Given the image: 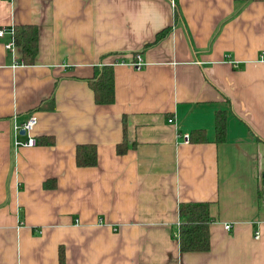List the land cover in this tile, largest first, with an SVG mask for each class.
Masks as SVG:
<instances>
[{
	"label": "crops",
	"instance_id": "obj_1",
	"mask_svg": "<svg viewBox=\"0 0 264 264\" xmlns=\"http://www.w3.org/2000/svg\"><path fill=\"white\" fill-rule=\"evenodd\" d=\"M26 24L32 65L7 48ZM0 27V264H60V247L65 264H264V0H0ZM101 63L112 104L89 84ZM32 116L39 141L16 148ZM86 143L95 166L76 163ZM191 201L210 203L209 250L180 249Z\"/></svg>",
	"mask_w": 264,
	"mask_h": 264
},
{
	"label": "trees",
	"instance_id": "obj_2",
	"mask_svg": "<svg viewBox=\"0 0 264 264\" xmlns=\"http://www.w3.org/2000/svg\"><path fill=\"white\" fill-rule=\"evenodd\" d=\"M236 1L248 3L251 0ZM176 15L178 19L181 17L178 4H176ZM14 29L15 44L22 49L21 62L27 65L34 64L39 52L38 27L33 24H26L16 26ZM168 32V29L159 32L155 41H158ZM89 84L94 91L97 104H112L115 102V71L113 64L101 63L97 65L94 69L93 76L89 79ZM50 102L53 107L54 96L50 98ZM216 129L217 141H224L227 133V116L223 112H218L216 115ZM197 131L199 130H196L193 133ZM205 138L206 137H204V139ZM45 142L53 144L54 138L48 137ZM127 150L128 146L125 140L118 144L117 152L119 154H124ZM76 163L81 167L97 165L98 149L96 144H79L76 149ZM44 185L46 187H52L54 184L48 179L45 181ZM180 218L179 243L181 251L209 250L211 246L210 224L212 222L210 203L195 201L183 202L180 206ZM59 261L60 264H65V250L63 247H60L59 249Z\"/></svg>",
	"mask_w": 264,
	"mask_h": 264
},
{
	"label": "built area",
	"instance_id": "obj_3",
	"mask_svg": "<svg viewBox=\"0 0 264 264\" xmlns=\"http://www.w3.org/2000/svg\"><path fill=\"white\" fill-rule=\"evenodd\" d=\"M174 1V0H173ZM6 28L0 27V37H3L6 33ZM14 28H11L9 32L12 33L14 37ZM16 46L14 39L12 42H10L7 45V48L13 49ZM135 57V56H134ZM133 57V58H134ZM118 62H125L124 60L118 61ZM132 66L136 67L137 69H140L144 66V61L140 55H137L134 60L132 59L131 62H129ZM175 120L173 118L169 119V122H174ZM37 124V118L35 116H32L30 119L25 121L22 124H18L15 126V139H14V145L16 148L18 147H33L36 146L38 143L37 137L35 134H33L34 128ZM25 131L24 134H22V131ZM24 135L26 136L25 140H21L20 137ZM178 137H181L184 143H190L191 142V135L190 133H178ZM226 229H231L232 225L225 224ZM260 234L259 232L256 233V238H259Z\"/></svg>",
	"mask_w": 264,
	"mask_h": 264
},
{
	"label": "water",
	"instance_id": "obj_4",
	"mask_svg": "<svg viewBox=\"0 0 264 264\" xmlns=\"http://www.w3.org/2000/svg\"><path fill=\"white\" fill-rule=\"evenodd\" d=\"M24 133H25V131L23 130V131H22V134H24ZM262 177H263V180H264V173H263Z\"/></svg>",
	"mask_w": 264,
	"mask_h": 264
}]
</instances>
